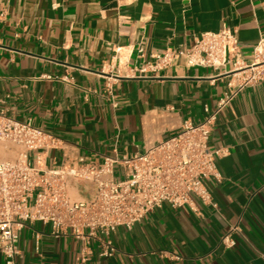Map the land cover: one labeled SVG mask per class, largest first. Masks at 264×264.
I'll return each instance as SVG.
<instances>
[{
  "label": "crops",
  "instance_id": "0c3cea01",
  "mask_svg": "<svg viewBox=\"0 0 264 264\" xmlns=\"http://www.w3.org/2000/svg\"><path fill=\"white\" fill-rule=\"evenodd\" d=\"M224 25L237 31L241 60L251 64L264 37V0H0V111L58 140L28 153L41 169L146 153L184 121L201 123L204 107L214 109L242 75L230 66L189 67L182 57L157 73L130 70ZM210 147L228 152L217 160L223 180L207 184L217 209L197 198L194 210L164 204L132 230L117 229L110 259L98 256L96 240L86 246L30 224L17 263L264 264V82L224 109ZM0 152V162L12 161L22 149L0 143ZM67 192L90 201L96 187L72 179ZM233 226L237 246L227 250L220 239Z\"/></svg>",
  "mask_w": 264,
  "mask_h": 264
},
{
  "label": "built area",
  "instance_id": "2783aa9c",
  "mask_svg": "<svg viewBox=\"0 0 264 264\" xmlns=\"http://www.w3.org/2000/svg\"><path fill=\"white\" fill-rule=\"evenodd\" d=\"M241 56L237 31L224 25L219 32L195 37L191 47H169L131 69V76L157 73L182 57L189 67L230 66L234 76L242 75L241 83L224 94L214 109L204 107L201 123L186 120L177 135L132 157H105L101 163L80 159L76 166L41 169L30 163L28 153L48 150L58 140L43 129L0 111V143L22 149L15 160L0 162V253L5 264H18L20 233L30 224L40 223L49 227L55 238L72 236L86 246L96 240L98 256L110 259L117 253L112 241L117 229L132 230L164 204L194 210L193 199L197 198L217 209L207 184L223 180L217 160L228 152L211 149V135L219 116L239 93L247 86L264 82V37L254 48L251 64L243 62ZM72 179L92 182L96 187L94 198L72 200L67 192ZM238 233V226L231 227L222 235L219 246L235 248L234 235ZM83 263L87 264L88 259Z\"/></svg>",
  "mask_w": 264,
  "mask_h": 264
},
{
  "label": "bare ground",
  "instance_id": "6f19581e",
  "mask_svg": "<svg viewBox=\"0 0 264 264\" xmlns=\"http://www.w3.org/2000/svg\"><path fill=\"white\" fill-rule=\"evenodd\" d=\"M1 153V152H0Z\"/></svg>",
  "mask_w": 264,
  "mask_h": 264
}]
</instances>
